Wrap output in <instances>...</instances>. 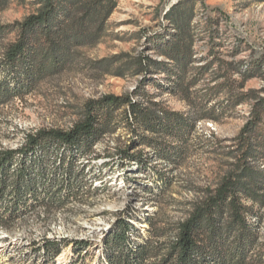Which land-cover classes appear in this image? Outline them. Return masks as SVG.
I'll return each instance as SVG.
<instances>
[{
  "label": "rangeland",
  "instance_id": "1",
  "mask_svg": "<svg viewBox=\"0 0 264 264\" xmlns=\"http://www.w3.org/2000/svg\"><path fill=\"white\" fill-rule=\"evenodd\" d=\"M185 2L194 11L195 62L188 78L197 68L216 62L192 90L195 105L174 95L167 85L159 87L153 81L143 82V76L131 74L115 77L94 67L95 62L123 53L164 60L156 53L153 39L171 38L175 28L166 15L172 7ZM33 3L34 0L12 2L0 10V24L23 21L34 12ZM251 64L257 68L261 65V69L246 82L245 90L259 91L264 96V2L121 0L99 44L80 49L72 66L45 79L24 98L0 106V151L20 148L26 135L39 129L69 130L88 100L130 94L143 84L145 92L155 96L157 102L194 124L186 141L179 145L183 155L173 159L176 161H167L158 150L136 144L137 138L123 127L105 135L92 151L81 154L78 162L64 147L39 154L33 161L37 162L34 169L42 203L29 201L28 206L34 208L12 220L8 213L4 214L11 206L10 199L0 197V264H106V237L116 230L119 221L133 216V221H128L139 233H133L131 239L141 241V237H149L145 221L149 217L168 223L186 219L191 203L203 198L205 190L215 189L230 172L232 159L226 153L251 110V105L245 104L221 111V106L227 105V96L218 92L216 85L222 80L216 77L231 68L232 82L235 81L231 84L238 89L242 79L236 70L242 66L244 72ZM157 79L166 83L163 75L154 78ZM203 116L214 120L200 119ZM160 140L178 145L172 137ZM124 150L131 154L143 152L144 163L124 161ZM62 158L66 165L60 166ZM257 210L259 218L251 221L264 254V206ZM63 239L69 243L62 247L65 258L61 260L59 255L52 260L45 254L44 244L49 240L61 243ZM83 241L90 242L89 248H75L76 242Z\"/></svg>",
  "mask_w": 264,
  "mask_h": 264
},
{
  "label": "trees",
  "instance_id": "2",
  "mask_svg": "<svg viewBox=\"0 0 264 264\" xmlns=\"http://www.w3.org/2000/svg\"><path fill=\"white\" fill-rule=\"evenodd\" d=\"M14 1L19 0H0V10L7 9ZM120 1L34 0V12L23 21L0 24V106L24 98L45 79L72 66L80 49L99 44ZM188 6L189 2L181 3L167 13L166 19L175 28L169 40L157 36L153 39L156 53L164 60L123 53L95 62L94 67L115 77L131 74L143 76V82L153 81L159 87L167 85L174 95L195 105L192 90L216 62L197 68L194 76L188 78L195 62L194 11ZM230 69L216 77L222 80L216 85L218 92L227 96V105L221 106V111L251 105L245 125L226 153L232 159L230 172L215 189L205 190L203 198L191 203L186 219L168 223L147 218L149 237H141V241L131 239L133 233H139L128 221L133 216L119 221L116 230L106 237V264L264 263L263 245L251 221L259 218L257 207L264 206V96L259 91L245 90L246 82L255 77L261 65L257 68L251 64L244 72L242 66L238 67L236 73L242 79L238 89L232 85L235 81L232 82ZM158 75L165 77V84L160 79L154 80ZM142 86L130 94L88 100L79 120L69 130L39 129L28 133L20 148L1 150L0 197L8 196L11 205L4 214L8 213L9 219H18L23 212L34 208L28 206L29 201L42 203L34 166L39 154H47L50 148L64 147L78 162L105 135L123 127L137 138L136 144L158 150L163 159L176 161L173 159L182 157L179 145L186 141L194 124L190 118L157 102ZM200 119L214 120L207 116ZM161 137H172L178 145L161 141ZM121 153L124 161L144 163L143 152ZM65 160H60V166L66 165ZM72 168L73 163L69 164L68 177ZM8 190H12L9 195ZM68 245L66 239L61 243L49 240L43 248L54 260L61 255L62 247ZM89 246L87 241L75 243V248Z\"/></svg>",
  "mask_w": 264,
  "mask_h": 264
},
{
  "label": "bare ground",
  "instance_id": "3",
  "mask_svg": "<svg viewBox=\"0 0 264 264\" xmlns=\"http://www.w3.org/2000/svg\"><path fill=\"white\" fill-rule=\"evenodd\" d=\"M59 258H60L61 260H63V259L65 258V255H64V254L61 255Z\"/></svg>",
  "mask_w": 264,
  "mask_h": 264
}]
</instances>
